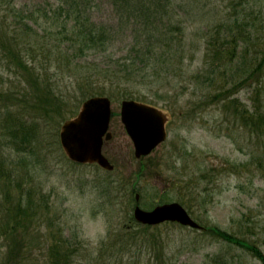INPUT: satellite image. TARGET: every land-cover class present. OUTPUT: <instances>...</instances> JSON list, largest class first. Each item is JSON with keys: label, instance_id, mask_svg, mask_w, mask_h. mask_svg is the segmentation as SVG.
I'll use <instances>...</instances> for the list:
<instances>
[{"label": "rangeland", "instance_id": "rangeland-1", "mask_svg": "<svg viewBox=\"0 0 264 264\" xmlns=\"http://www.w3.org/2000/svg\"><path fill=\"white\" fill-rule=\"evenodd\" d=\"M106 1L98 0L93 19L97 23H116L112 4ZM222 1L226 4L231 0ZM250 1L245 5H256L254 9L264 2ZM24 4L45 7L54 4V0H16L17 8L26 7ZM241 8L239 5L238 9ZM250 28L242 25L237 29L244 30L241 40L244 45L240 48L246 49V61L255 56L256 49H264V29L254 35ZM120 33L122 36L108 50L115 57L127 49V32ZM28 58V66L34 62L40 67L39 81L51 83L55 95L63 92L69 113L64 118L47 115L48 108L40 102L45 94L37 99L31 97L40 92L36 83L20 68L16 71L5 65L2 81L6 102L0 105V199L4 204H10L5 195L14 201L20 193L26 194L39 210L37 223L44 229L61 226L73 240H86L95 256H99L103 241L111 242V231L117 233L127 228L137 233L140 240L146 235L150 243L146 245L144 241L143 248L134 247L125 260L140 258L141 264H158L155 253L163 239L166 248L162 258L166 264H207L209 257L217 253L228 264H262L252 249L222 238L212 228L223 229L243 243L250 241L251 246L264 253V139L256 140L251 123L252 119L255 121V107L264 110V77L258 80L254 75L247 78L249 73H242L236 83L238 88L227 97L223 95L224 99L210 96L216 93L214 90L194 97L189 88L183 90L172 108L154 103L170 116L165 126L168 136L151 154L140 158L135 156L133 142L121 119V103L125 98L112 96L113 138L105 142L104 153L115 168L104 170L96 164L74 163L61 146L63 122L76 115L83 101L90 97L80 96L72 69L75 62L68 58L67 65L60 70L54 59L45 61L42 54ZM200 60L198 55L196 61ZM172 95L174 101L176 93ZM138 100L153 103L151 99ZM19 122L28 125L25 133ZM173 201L183 204L206 229L165 222L150 226L143 233L134 218L137 202L150 210ZM41 204L48 208L39 207ZM152 234L158 237V247L150 239ZM47 238L45 235L41 238L42 243L35 249L37 256ZM112 250L115 251L109 248V254L119 253Z\"/></svg>", "mask_w": 264, "mask_h": 264}, {"label": "trees", "instance_id": "trees-1", "mask_svg": "<svg viewBox=\"0 0 264 264\" xmlns=\"http://www.w3.org/2000/svg\"><path fill=\"white\" fill-rule=\"evenodd\" d=\"M106 2L112 4L116 23H97L93 19L94 10L99 6L98 0H54L50 6L24 4L26 7L20 8L16 7V0H0V105L6 102L2 75L7 65L16 71L20 68L36 83L40 92L31 94L33 99L45 94V99L40 102L48 108L47 115L64 118L69 113V104L63 92L55 95L51 83L39 81L40 67L34 62L27 65L28 57L33 54H42L45 61L54 59L60 70L67 65L68 58L75 62L73 75L83 99L91 95L133 97L151 99L153 104L161 103L169 108L175 106L183 90L189 88H192L194 97L214 90L216 93L210 96L224 99L238 88L236 83L242 73H249L247 78L254 75L258 80L264 77V49L259 47L255 56L246 61V49L243 51L240 48L244 45L241 42L244 30H237L247 25L255 35L264 29V2L263 5L259 2L257 9L253 8L256 5H245H249L250 0H231L226 4L222 0ZM204 28L205 32L202 31ZM120 31L127 32V49L126 53L115 57L108 50L119 39ZM198 55L201 56L199 62L196 61ZM173 93H176V98L171 101ZM262 108L255 107V121L252 119L251 122L259 142L264 139ZM20 124L25 133L28 125ZM25 195L20 193L14 201L5 195L10 204H4L0 199V264L142 263L140 258L131 261V258L125 260V257L133 252L134 247L143 248L145 245L142 247V242L145 241L146 245L150 243L146 235L144 240H140L137 233L127 228L117 233L111 231V242L103 241L99 256H95V250L86 240H73V237L65 235L61 226L56 229L46 226L44 229L42 224L37 223L40 218L36 203ZM39 207L48 208L43 204ZM140 226L144 229L143 233L150 228ZM212 230L228 241L252 249L264 264V253L251 246L250 241L243 243L223 229L214 227ZM44 235L48 238L46 244L44 242L39 247L41 254L37 256L35 249L42 243ZM150 237L153 245L158 247V237L154 234ZM164 241H160V248L155 253L158 264H166L162 258V251L166 248ZM109 248L119 253L109 254ZM113 257L117 260L113 261ZM208 260L207 264L229 263L218 253Z\"/></svg>", "mask_w": 264, "mask_h": 264}, {"label": "water", "instance_id": "water-1", "mask_svg": "<svg viewBox=\"0 0 264 264\" xmlns=\"http://www.w3.org/2000/svg\"><path fill=\"white\" fill-rule=\"evenodd\" d=\"M112 98L95 95L85 99L76 115L66 119L60 130V142L67 157L78 163H96L104 169L113 170L114 164L104 154L106 140L113 137L110 129ZM121 119L133 141L135 156L151 154L167 138L166 124L170 120L167 111L154 105L124 99L121 103ZM139 195H137V201ZM135 218L144 224L157 225L165 221L202 228L179 202L157 205L151 210L139 204L134 209Z\"/></svg>", "mask_w": 264, "mask_h": 264}]
</instances>
